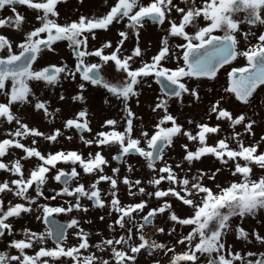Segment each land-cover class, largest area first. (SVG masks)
Wrapping results in <instances>:
<instances>
[{"label":"snow or ice","instance_id":"6c2138e0","mask_svg":"<svg viewBox=\"0 0 264 264\" xmlns=\"http://www.w3.org/2000/svg\"><path fill=\"white\" fill-rule=\"evenodd\" d=\"M103 2L101 14L77 8L71 18L58 7L67 0H0V11L9 12L0 16V29L20 34L14 39L0 31V127L7 125L0 132V172L6 174L0 179V264H138L142 250L151 264H264V250H235L227 241L231 233L264 248V231L243 226L247 218L264 223L257 219L264 212V100L258 99L264 94V0ZM77 3L83 7L85 0ZM149 22L162 32L150 56L140 43ZM115 25H121L115 41L91 43ZM64 42L71 63L60 55ZM49 54L59 59H46ZM241 58L243 64L234 63ZM221 72L220 90L207 88L216 95L199 119L185 116V127L173 103L181 109L202 104L203 85L219 83ZM65 82L74 91L61 90L57 100L78 107L47 132L30 124L25 107L54 123L62 108L48 92ZM153 83L158 91L145 122L133 105L141 106L143 88ZM92 92L117 110L95 131ZM73 134L87 154L39 147L41 140L72 141ZM177 142L175 158L169 153ZM207 160L211 165L202 166ZM138 165L147 178L134 176ZM225 172L230 178L221 181ZM50 180L57 186L49 187ZM90 209L104 211L98 219L107 217L108 235L82 226L92 223ZM25 216L42 227L17 230L14 222ZM93 234L99 237L94 243Z\"/></svg>","mask_w":264,"mask_h":264},{"label":"rangeland","instance_id":"374dc122","mask_svg":"<svg viewBox=\"0 0 264 264\" xmlns=\"http://www.w3.org/2000/svg\"><path fill=\"white\" fill-rule=\"evenodd\" d=\"M111 2H112V0H109V3H111ZM58 7L60 9L62 16H67V17H71V18H75V16L79 14V12L75 11V9H77V8H79L80 11L87 13V14H91V13L101 14L102 12H104L106 10V6L104 5L103 0H85L83 7H80V5L77 3V0H67L66 4H61ZM19 10L22 13H25L28 16L29 20L33 19V13H31L30 11H26V9L23 7H21ZM8 14H9L8 10L0 11V16H4V15H8ZM33 22H35V21L33 20ZM25 27H28V25H25ZM119 27H121V25H115L112 28V30L109 32L99 31L98 32V39L96 41L91 42V43L98 45L100 43V41H102L104 39H111V40L115 41L117 39L116 29ZM0 31H7V33L9 35H11L14 39L20 38V34L15 33L14 30L0 29ZM161 35H162L161 30L159 28H157L155 25L151 24V22L147 23L145 25L144 29H142L140 43H141L142 48L149 49V51L147 52L148 56L152 55L157 50V47L159 45V39H160ZM132 44H133V40L129 39L124 46L125 49L130 48L132 46ZM65 45H66V42L58 44V47L60 50V55L63 56L65 59H67L69 63H71L72 62L71 56H70V53L67 50ZM46 59L51 60L53 62H56L59 58L49 54L46 56ZM40 63L43 64L44 61H40ZM234 63L243 64L244 61L241 58V59H238L237 61H235ZM223 82H224V76H223V72H221L219 83L205 82V84L203 85V88H202L203 103L202 104H199V105L194 106L192 108H188L185 106V107H183V109H181L180 105L173 103L171 110L173 111L174 114H177L180 117L181 123H185L184 118H185V116H188V115H191L196 119H199L200 116L202 115L203 111L207 108L208 100L211 99L214 95H216V91L209 93V92H207V88L213 87L215 90L218 91V90H220V86L223 84ZM61 90H63L66 95H70L74 91V86H72L68 82H65L63 85V89L57 88L54 91L48 92V95L51 96V98H52L53 106L54 107L59 106L62 108V113L58 114L57 118L54 120V123H51V124L48 123L46 120L42 119V117L39 115H31L30 114L31 109L25 107L23 109V112L28 114V122L30 124H35V125L39 126L42 131L47 132L50 128H52L54 126H60V124H61V119L59 118L60 115H63V116L71 115L72 111L74 110V107H78V105L73 106V105H71L70 101L69 102H59L56 98V93L60 92ZM157 91H158V85H156L154 83L152 84L151 88L144 87L143 88V95L140 97L141 106L135 107V105H133L134 110L137 113L142 114L144 116L145 122H148L151 119V114H150V111L148 108V103L153 99V97L155 96ZM91 96H92V99L90 100L89 105H90V111L92 113H94V115H92L90 118L92 120V128L95 131L98 129V126L102 122L103 118L109 117V116H116L117 110H116V108H114L112 106L105 105L103 103V96H101L100 94L92 92ZM258 99L264 100V94H261L260 96H258ZM213 122H215V121H213ZM6 127H7V125L0 127V132H2L3 129ZM185 127H188V125L186 123H185ZM261 131H262V129L260 127L256 128L257 138L259 137ZM85 135H88V134L85 133ZM25 142L27 143V141H25ZM39 147L41 148V150H47L49 148H51L53 150L58 149V148L79 149L82 152H84L85 154H87V152L89 151V148L85 147L79 141L77 134H73V140L72 141L64 140L63 137H61L60 143L55 144V145H51L48 142L41 140ZM180 152H181V149L179 147V142H177V147L175 148V150L173 152H170L169 155H172L175 158H178ZM112 154H113L112 152H109L107 150L104 152V155L107 156L109 159H111ZM133 162H135V160ZM211 163H212L211 160H207L205 162V164L202 166H209V165H211ZM27 166H29V165L26 164V167ZM61 166L66 167L65 165H61ZM112 166H115V162H113ZM198 166H200V165H198ZM105 170L109 171L108 168H106ZM256 171H257V173H259L260 170L257 169ZM122 173H123V166H122ZM5 175H6L5 173L0 172V179H3L5 177ZM147 175H148V170L146 168L138 165V171H136L134 173V176L147 178ZM229 178L230 177H229L227 172L223 173L220 176L221 181H225ZM89 179H90L89 177H84L85 181H87ZM48 186L49 187H55L57 185L55 184L54 181L50 180ZM101 187L106 189L107 184L102 182ZM120 194H121L122 199L125 198L123 185H121V193ZM5 199H7V197ZM51 203H53V204L62 203V201H59V200L58 201H52ZM173 203H174V206L176 207L177 211L180 212L181 214H183V208L181 207L179 202L173 201ZM103 214H104V211H102V210L90 209L89 212L87 213L86 218L92 220V223L91 224H83L82 226L86 230H90L93 233H95L96 231H102V232H104L105 235H108V233L106 231L107 217L105 218L104 222H102L98 219V216L103 215ZM81 215L83 216L84 214H81ZM58 218L62 221H64L66 219V217L63 216L62 214L59 215ZM257 219L264 221V212L260 213ZM234 222H239L238 218H234ZM157 223H160V221L157 220ZM14 226L17 230H19V228L22 226L31 227L33 229H38V228L42 227L39 224V222L35 221L30 216H25L23 219H19V220L15 221ZM243 226L245 228H249V229L252 227H256V228H259L262 231H264V223L258 224L256 222V219H253V218H247L244 221ZM158 238L160 240H170L171 239V237L164 236V235H161ZM90 239L94 243L95 241H97L99 239V237L96 236L95 234H93ZM227 241L229 244L235 245V250H241V249H243L245 251H247V250H253V251L264 250V248H262L259 244L255 243V242L252 244H247L244 241L235 240L234 235H232L231 233L227 236ZM68 242L74 243L75 238L70 236ZM3 247H4V242H3V240H0V250H2ZM156 258L161 259L162 262L167 260V257H164V256H159ZM152 259H153L152 256H149L148 253L143 252V250H142V254L138 257V264H151Z\"/></svg>","mask_w":264,"mask_h":264}]
</instances>
